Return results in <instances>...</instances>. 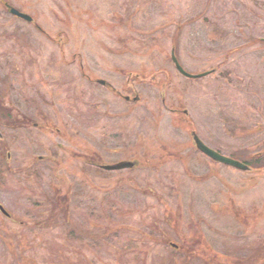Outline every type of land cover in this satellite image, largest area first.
I'll use <instances>...</instances> for the list:
<instances>
[{"label":"rangeland","instance_id":"374dc122","mask_svg":"<svg viewBox=\"0 0 264 264\" xmlns=\"http://www.w3.org/2000/svg\"><path fill=\"white\" fill-rule=\"evenodd\" d=\"M4 2L32 23L10 15ZM171 52L188 71L218 68L184 78ZM81 67L117 90L131 71L160 84H138L139 101L126 103L89 84ZM0 77L1 98L16 120L0 126V207L8 215L0 208V264H249L230 253L264 237V166L246 173L209 163L191 150L179 113L164 106L181 105L203 142L226 155L263 147L264 0H0ZM27 98L39 100L47 118ZM23 114L49 130L65 123L74 141L26 129ZM50 143L66 156L81 151L77 145L95 147L107 162L121 157L123 145L137 146L158 169L82 175L84 158L65 168L39 161V174L27 169ZM160 145L182 156L160 161ZM64 169L75 174L73 190L83 191L63 211L65 222L51 205L35 203ZM168 234L181 242L183 260L161 245Z\"/></svg>","mask_w":264,"mask_h":264},{"label":"flooded vegetation","instance_id":"af4514ba","mask_svg":"<svg viewBox=\"0 0 264 264\" xmlns=\"http://www.w3.org/2000/svg\"><path fill=\"white\" fill-rule=\"evenodd\" d=\"M176 59V63L179 65L180 68H182L183 72L186 73V74H183L179 69L176 68V63L174 62V59ZM171 60H172V64L173 66H175V69L178 71V73L182 76V77H186V78H190L192 79L193 81H196L197 79H199V77H203V76H206V74L208 73H211V72H216L217 68L218 67H215V66H210L212 69L210 70H206V71H198V72H191V71H188L186 68L184 69L181 65H180V62L178 60V58H176L174 52H171V56H170ZM82 70L81 72V75H83L86 79H87V82L90 84H92V82L94 83L93 84V87H102L104 90H106L107 92L109 93H112L114 95V97L116 98H119V99H123L126 103L127 102H130L131 104L135 103V102H138L139 99H140V94L139 92H137V89H136V86L138 84L140 85H143L146 83L147 86H152L153 84L155 85H159L160 84V80L156 79L155 77L152 76V74H137L136 72H129L131 73L128 77H126V80L123 81V84L121 86V89L120 90H117L114 86L112 85H109L108 83L104 82V80L102 78L98 79V78H93L92 75L89 74H86L84 71H83V68L81 67L80 71ZM165 72V71H164ZM133 73V74H132ZM166 74V72H165ZM188 74V75H187ZM164 75V73H163ZM145 76V77H144ZM165 83V82H164ZM164 83H162V85H164ZM161 85V86H162ZM6 86H9V84L6 83ZM165 95V94H164ZM163 95V96H164ZM38 96L40 97V100L42 102H45V98L44 96H42V94H38ZM160 95V100L163 101V103L165 104V98ZM26 98V97H25ZM39 102V100L35 101V99L33 98H27L26 99V104L28 106H33L34 109H35V113L36 115L37 114H40V116L42 117H45V114L42 112L41 108L37 105V103ZM4 106H7V105H4ZM181 106V105H180ZM180 106H176L175 108H169V107H166L164 106L168 112H171L173 113L175 116L179 113V116L177 118V122H179V125H178V128L180 129V126L186 128L187 130V133L189 134V137H190V145L192 147L191 150H193L194 153H200L202 154L203 156H205L207 158V160L212 163H214L212 161L211 158H209L205 153L202 152V150L196 146V143H194L193 141V136L197 137L198 140H200L201 142H203V140L201 139V137L197 134L196 132V129H195V126L193 125V121L190 119V117L188 116V111H185L184 109H180L181 107ZM7 108L10 109L11 111V114L13 116V113H12V110L13 108H11L10 106H7ZM181 110V111H180ZM47 118V117H45ZM23 123H21L22 125H24L26 127V129L28 130H31V126H37L40 130H49V128L46 126V125H43L39 122V120L37 121V118L34 116V115H22L21 117ZM14 120V119H13ZM16 121V120H15ZM66 124L64 123L63 127H55L54 126H50V132L55 134L57 133L58 134V138H61V136L63 137H66L69 142L71 143L72 141H74L73 137L70 135V136H66L65 135V126ZM184 128V129H185ZM48 132V131H47ZM73 139V140H72ZM203 144L205 146L208 147L207 144H205V142H203ZM78 148L81 149V151L78 149L76 150L75 148L73 149L74 152L73 154L71 155H64V154H60V151H62L63 153L66 152V148H63L61 147V144L60 145H57V143H50L49 146L46 148L47 150V154L46 155H39L37 157V161L35 164H32V165H29V167L27 169H35V170H39L41 165H43V167H45L44 163L47 162V163H53L56 167L55 168H58V166L60 167L61 164H64L65 161H74L75 158H78L79 160H81L82 158H84L82 161H80V164L78 165L79 169H80V172L82 173V175H85V174H88L90 172H95L96 174H99V175H102L103 177L106 176V177H110L112 175V173H119V175H122V173H133L134 171H136L137 169H140V168H143V167H149L151 169H154V170H157L158 169V166L156 165H148L149 163V160L151 159L149 157V155L147 154L148 152H145L144 150L142 152H140L139 148L137 146L135 147H130V146H126V145H123L124 147L122 149H120V151H118L119 155L121 157H118L117 159H114L112 160L111 162H107L104 158H101L102 157V154L99 152L98 149H96L95 147H90V146H87V147H79V145H77ZM160 150H162V153L165 155L164 157H161L160 158V161H164L165 159L167 158H173V159H176V157H181L182 155L180 154V150H177V151H173L172 149H168L167 146H162L160 145ZM213 148V147H211ZM168 149V150H167ZM76 150V151H75ZM82 150L85 151L84 153H82ZM216 150L217 152H219L217 149H214ZM70 152V150H68ZM79 153H78V152ZM76 152V154H74ZM251 155V153H248ZM230 156H232L231 154H228ZM167 157V158H166ZM234 157V156H232ZM236 158V157H234ZM238 159V158H236ZM240 160V159H238ZM42 162V164L39 165L37 163L40 164V162ZM241 161V160H240ZM125 162H128L130 163L131 165L130 166H123V167H117L114 169H107L105 168L104 166H114V165H117V164H122V163H125ZM244 162V161H242ZM246 165L248 167L251 168V171H253L254 167H252L249 163L245 162ZM214 164H219V165H223L224 167H228V168H231L229 166H227L226 164H223V163H214ZM67 166H63V167H60V168H65ZM50 168H52V166H50ZM67 170L64 169V174L62 175L63 177L60 178L59 175L55 174V181L58 183L57 186H54V184L51 187H54L53 189H59V192L61 194H58V196H60V201L62 203V207H64L63 211H65L66 209H70L71 206H73V200L78 198L79 196H82L83 194V191L80 190H73L74 189V183H75V174L74 175H68L67 176ZM242 172V171H240ZM70 173V172H68ZM121 173V174H120ZM246 173H249V172H246ZM58 180V181H57ZM65 183L66 185V188L63 190V188H61V184L59 185V183ZM82 181V180H81ZM83 182V181H82ZM83 184V183H82ZM227 187V186H225ZM62 191V192H61ZM57 196V197H58ZM53 198V195H49V196H44L41 197L39 203H45L48 204V202H50V199L52 200ZM56 198V197H55ZM228 205H230V208H231V204H230V201L228 200ZM234 209V208H232ZM255 214H253L254 216H258V214H256L257 212L255 211L254 212ZM240 214V213H239ZM252 215V214H251ZM179 237V236H178ZM152 238V237H150ZM167 241H168V244L169 246H172L173 249L177 250L178 252L181 251L180 248H182L183 246L180 245L181 242H175L176 246H173L172 244H174L173 240H171V238H168V237H164ZM180 238V237H179ZM262 238V239H261ZM257 240V246L260 247V249L253 255H251V251H252V248L254 249V247H251L249 244H247L246 246H242L243 248H240L238 246H236L235 249H232L233 252L230 253L231 255L235 256V258H243L245 263H251L253 262L254 260L258 258H263L264 257V247L261 246V243L263 244L264 246V237H261ZM240 246V245H239ZM237 250H239V252H237ZM243 253L244 256L241 254ZM257 254V256H256ZM261 254V255H260ZM228 255V254H227ZM230 255V256H231ZM229 256V255H228ZM256 256V257H255ZM262 263H264V260H261ZM260 261V262H261Z\"/></svg>","mask_w":264,"mask_h":264},{"label":"trees","instance_id":"16d2710c","mask_svg":"<svg viewBox=\"0 0 264 264\" xmlns=\"http://www.w3.org/2000/svg\"><path fill=\"white\" fill-rule=\"evenodd\" d=\"M151 36H149V38H150ZM221 73V75L223 76V77H227L228 75V71L227 72H220ZM4 77H5V79H6V82H7V79H8V76L5 74L4 75ZM1 78V77H0ZM5 82V83H6ZM2 97V93L0 92V126H6V125H9V127H11V126H13V124H14V122H15V119H14V117L12 116V114H11V111H10V109L9 108H7V106H4V103H3V99L1 98ZM14 119V120H13ZM21 122H22V120H20ZM6 128V127H5ZM260 153V154H259ZM231 155L232 156H234V157H236V158H238V159H240L241 161H244V162H247V163H249L252 167H254V169H262L263 168V166H264V144H263V147L261 148V149H257V150H254L253 151V153L250 155V154H244V153H239V152H231ZM31 170H33V169H31ZM30 172V171H29ZM33 173H38L39 174V171L38 170H33L32 171ZM54 187H51L50 188V192H51V194L50 195H53V198H52V200L50 199V203H48V204H46L45 205V203H39V201H35V203H36V205H39V206H50L51 205V209H54V210H56V211H58V212H60V213H62V220H63V222H65L66 221V217H65V215L63 214V209H64V207H62V203L61 202H59L60 200L59 199H56L55 198V195L56 194H61L60 192H59V189H53ZM62 192V191H61ZM42 195H44V196H49L47 193H44V194H42ZM62 211V212H61ZM252 215L253 214H255L254 212H252L251 213ZM89 218H91L92 219V214H89V215H87ZM64 217V218H63ZM95 218V217H94ZM108 218H109V220L111 221V222H115L114 220H113V216L111 215L110 217L108 216ZM57 219V217L54 219L55 221H57L56 220ZM93 220V219H92ZM160 223V222H159ZM150 232V231H149ZM151 233V232H150ZM149 235V237L151 236L152 237V235L151 234H148ZM154 236H156L157 237V235H155L154 234ZM168 236V238H169V236L171 237V235L170 234H168L167 235ZM149 240V239H148ZM163 242H161L162 244L161 245H163V247L165 248V246H169V244H168V239L166 240L164 237H163ZM203 243V242H202ZM205 243V242H204ZM194 245H199V243H195ZM193 245V246H194ZM142 246V245H141ZM182 249V248H181ZM260 249V247L259 246H256V247H254V249L252 248V251H251V255H253L254 256V254L258 251ZM188 250V249H187ZM190 251V250H189ZM140 252V251H139ZM183 252H185V251H180V252H178L177 250H175V249H169V253H170V256H171V258L172 257H174V256H177V257H179L181 260H183L184 259V257L183 256H186V255H183ZM139 254V253H138ZM198 254V253H197ZM261 255V254H260ZM138 256V255H137ZM197 257V255L196 254H193V258H196ZM231 257L232 258H234L235 256H233V255H231ZM138 258H139V256H138ZM189 258V257H188ZM187 258V259H188ZM241 258V257H240ZM262 260H264V257L263 258H261ZM187 262V264H194V260L192 261V260H189V261H184V263H186ZM254 262H251V263H249V264H253Z\"/></svg>","mask_w":264,"mask_h":264},{"label":"water","instance_id":"95a60500","mask_svg":"<svg viewBox=\"0 0 264 264\" xmlns=\"http://www.w3.org/2000/svg\"><path fill=\"white\" fill-rule=\"evenodd\" d=\"M8 7V10L10 13H12L13 15H15L16 17H18L19 19H24L26 21H31V17L24 13V12H19L17 9H15L14 7H10L8 5H6ZM173 58V57H172ZM174 59V62L176 63V59ZM176 68L179 69L183 74H186L183 72L182 68L179 67V65L176 63ZM188 75V74H187ZM193 141L194 143H196V146L198 147V149L200 148L202 151H204L205 153H207L209 156H211L214 160L218 161V162H224V163H227L239 170H246L248 169V167L244 164V163H241V162H238L234 159H230L228 157H225L223 155H219L217 152H214L213 150L211 149H208L200 140H198L197 137L193 136ZM130 166L131 164L128 163V162H125V163H122V164H117V165H114V166H104L105 168L107 169H114L117 168V167H123V166ZM2 209V207H1ZM2 212L5 213V211L2 209Z\"/></svg>","mask_w":264,"mask_h":264}]
</instances>
